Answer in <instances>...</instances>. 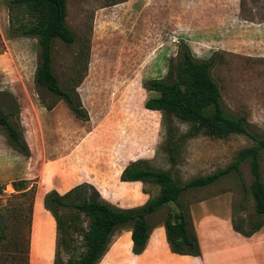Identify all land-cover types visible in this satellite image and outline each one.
I'll return each instance as SVG.
<instances>
[{"label": "rangeland", "instance_id": "374dc122", "mask_svg": "<svg viewBox=\"0 0 264 264\" xmlns=\"http://www.w3.org/2000/svg\"><path fill=\"white\" fill-rule=\"evenodd\" d=\"M6 3L0 0V65L5 71L3 76L0 72V84L6 74L9 82L21 87L25 104L12 94L20 105L23 136L27 135V143L37 147L30 152L31 165L26 164L24 155L9 146L0 127V169L16 175H22L25 168L33 171L28 186L36 185V191L40 176L48 178L51 173L48 165L62 167L70 157L79 158L80 154L90 163L92 176L101 181L116 177L108 165L120 157L122 165L141 160L183 185L225 168L241 149L255 144L245 134L189 137L188 124L173 118L179 145L174 159L170 158L165 116L145 108L144 102L155 93L146 91L143 82L166 75L169 60L176 58L180 43L187 44L197 59H214L211 75L219 86L223 111L232 117L244 116L250 134L264 139V0H66L65 20L75 40L68 44L54 39L52 69L63 88L72 89L74 82L78 84L76 90L88 120L76 118L63 100L36 84L39 44L34 37L9 34ZM9 51L15 54V63ZM1 92L11 91L5 87ZM31 97L38 106L31 103ZM102 161L107 163L105 170H93ZM259 165L264 182V148L259 150ZM12 181L0 178V214L8 226V239L0 245V264H20L19 258L12 261L16 254L14 237L20 245L28 244L30 264H47L36 254L40 249L50 252L53 236L64 262L72 252L83 250L79 234L80 226L87 224L83 214L73 208H63L59 214L63 238L70 244L68 253L59 242L53 216L43 206L46 193L41 195L42 189L38 195L35 193L28 227L23 220L27 200L13 189ZM251 181L249 162L244 161L239 164V172L233 170L210 185L187 189L178 199L205 251L233 249L225 255L226 264H264V224L252 240H244L232 228L233 220L248 229L258 218ZM44 183L50 180L44 178ZM141 183L145 196L131 207L110 204L139 207L158 194L159 186ZM123 192L129 193V199L136 196L132 189L124 188ZM180 206L169 203L147 216L151 240L157 247L166 248L162 226L167 215L179 211ZM129 230V225L118 227L110 244L123 235L122 247H128ZM243 247L252 251L239 257L235 249L242 251ZM129 259L131 264H139L133 255Z\"/></svg>", "mask_w": 264, "mask_h": 264}, {"label": "trees", "instance_id": "16d2710c", "mask_svg": "<svg viewBox=\"0 0 264 264\" xmlns=\"http://www.w3.org/2000/svg\"><path fill=\"white\" fill-rule=\"evenodd\" d=\"M8 29L13 37H34L39 44V62L35 70V82L49 92L57 95L67 105L71 113L81 120H88L89 116L83 107L77 93V83L72 89L63 88L52 69V43L58 38L65 43H73L75 35L66 24V0H7ZM214 59H197L187 44L180 43L176 58H170L167 73L163 77L148 79L143 87L148 92L155 93L144 102L145 108L160 111L166 119V150L170 158L174 159L178 151L177 130L173 124L176 118L188 124L187 135L195 137L203 134L215 138H224L230 134H245L254 139L255 144L241 149L233 162L223 169L211 174L198 176L178 184L172 176L159 169L148 167L141 160L128 163L120 174L121 181L148 182L159 186L158 194L149 198L142 206L120 208L101 199L98 190L89 183L75 185L63 194L55 190L47 192L43 197V206L53 216L59 232V242L69 253L70 244L63 238V224L60 212L63 208H73L87 218L85 227L80 226L79 234L83 245L80 252H72L64 262L58 255L53 264H97L111 243L114 231L129 225L132 241V253L141 254L151 234L147 216L169 203L179 204L180 194L190 188L210 185L222 176L232 172H239V164L248 161L252 174L250 184L254 202L255 218L244 229L240 224L232 221V228L250 237L264 224V182L260 173L259 150L264 148V139L250 134L244 116L232 117L223 111L221 92L211 75ZM0 99V127L4 130L9 146L18 153L29 156L30 148L23 137L20 119V105L11 92H1ZM48 105L47 108H51ZM26 179L13 180L11 185L20 196L27 200V212L23 220L28 227L31 225L36 185ZM91 189L92 193L87 194ZM79 217V216H77ZM0 214V245L8 239L7 224L2 221ZM166 241L171 252L180 255H200V245L190 216L180 206L176 213H169L163 223ZM28 243V242H27ZM16 254L12 261L19 260L20 264H28V247L19 244L13 238ZM18 261V260H17Z\"/></svg>", "mask_w": 264, "mask_h": 264}, {"label": "crops", "instance_id": "0c3cea01", "mask_svg": "<svg viewBox=\"0 0 264 264\" xmlns=\"http://www.w3.org/2000/svg\"><path fill=\"white\" fill-rule=\"evenodd\" d=\"M9 54L12 58V61L15 63L14 60V53H11L9 51ZM2 56V55H0ZM11 70V69H10ZM7 71V70H6ZM0 72L5 73L4 68L2 65H0ZM6 77H2V83L0 84V91L3 90V88H8L11 93L16 95L18 97V100L20 103L23 105L26 103V99L22 95V89L17 83H11V79H8V76L5 74ZM9 82L8 85L5 83ZM31 103L34 105H39L36 99L30 98ZM64 103V102H63ZM27 136V135H26ZM25 136V137H26ZM24 137V136H23ZM26 139V138H25ZM30 148V152L33 153L34 150H36V145L33 146V144H28ZM30 153V154H31ZM81 156L79 158H73L70 157L69 160L70 162L65 163L62 167H55L51 163L48 165V170L51 171L49 174L48 178L47 175H42L40 176V181L38 184V191L42 189L41 195L44 193H47L48 191L55 190L60 194L65 193L75 185H78L80 183H91L92 185H95L96 189H98V192L100 193L101 197L106 199L109 203L115 204L120 206L121 204H125L122 207H131L133 203H136L138 200L142 199L145 195L142 191V183L140 181H121L119 179V176L121 174V171L125 167V165H122L120 157H116L109 166L113 167V170L116 174V177L114 178H108L106 181H101L99 179H95L92 174H91V168L89 167V162L85 158L84 154H80ZM69 156H72L70 153ZM24 157V161L26 164L32 163V157ZM68 164V165H66ZM107 164V163H106ZM105 164V161H102V163L96 165L93 167V170H98L99 172H102L105 170L107 165ZM95 165V164H94ZM25 166V164H24ZM98 167V169L96 168ZM35 173L33 171L27 170L25 168V171L22 173V175H16V173L9 171L6 168L0 169V178L3 179H12L14 180L15 176H18L19 179H31L33 178ZM44 178L46 180H50V183H44ZM132 189L136 196L134 198L129 199V193L123 192V189ZM38 191H36V194L38 195ZM131 193V192H130ZM36 195V196H37ZM53 226V225H52ZM55 226V222H54ZM55 228V227H54ZM162 228H164L162 226ZM129 232V237H130V244L128 247H122L121 244V238L120 236L115 243H112L109 245L108 250L106 253L103 255V257L100 259V261L97 264H131L129 257L133 255L136 259V263L139 264H226L227 263V256H225L229 251H233V249H225V250H218L214 252H207L204 249V245L201 241V238H199V245H200V255L199 256H191V255H180L176 254L170 251L168 243L166 241V236H165V231L163 235V242L164 245H166L165 249H162L161 246L157 247L156 242H152L151 237H152V231L150 234V237L148 239L147 245L144 249V251L139 254V255H134L132 253V241H131V232ZM260 233L257 231L250 237H244V240H252L256 235ZM127 234V233H126ZM238 234V233H237ZM54 236H53V242L51 245V250L48 254L44 249H40V254L37 255V259L41 261H45L47 264H53V259H54V254H55V241H54ZM241 249L244 250H239L235 249L236 253L239 255V257L244 253H248L252 250L248 249L247 247H243ZM45 252V253H44ZM186 256L187 258H183ZM31 263V257L29 254V263Z\"/></svg>", "mask_w": 264, "mask_h": 264}, {"label": "bare ground", "instance_id": "6f19581e", "mask_svg": "<svg viewBox=\"0 0 264 264\" xmlns=\"http://www.w3.org/2000/svg\"><path fill=\"white\" fill-rule=\"evenodd\" d=\"M1 11V10H0ZM7 23V22H6Z\"/></svg>", "mask_w": 264, "mask_h": 264}]
</instances>
